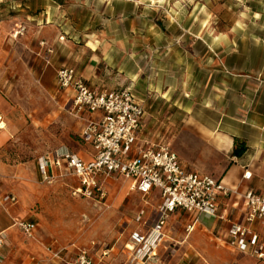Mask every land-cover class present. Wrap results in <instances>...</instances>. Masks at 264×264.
<instances>
[{"label": "rangeland", "instance_id": "374dc122", "mask_svg": "<svg viewBox=\"0 0 264 264\" xmlns=\"http://www.w3.org/2000/svg\"><path fill=\"white\" fill-rule=\"evenodd\" d=\"M63 65L86 73L98 91L131 88L144 101L149 140L189 170L219 178L230 155L212 146L216 131L196 118L217 128L227 111L238 122L257 115L251 100L264 85V0H0V193L15 198L0 206V224L8 213L13 223L38 225L35 239L8 232L0 264L29 257L77 264L81 252L91 264H264L200 224L189 232L194 216L183 211L170 215L151 253L139 254L135 234L150 233L158 198L123 179L108 181L103 200L74 196L80 183L69 174L45 181L41 158L93 154L57 87Z\"/></svg>", "mask_w": 264, "mask_h": 264}, {"label": "built area", "instance_id": "2783aa9c", "mask_svg": "<svg viewBox=\"0 0 264 264\" xmlns=\"http://www.w3.org/2000/svg\"><path fill=\"white\" fill-rule=\"evenodd\" d=\"M57 87L69 97V113L87 114L81 131L82 141L92 147L93 156L85 160L70 151H55L39 161L43 179L52 180L54 170L61 175H72L79 180L74 196L103 200L106 184L123 179L130 190L144 197L153 195L159 206L151 231L142 236L135 234V243L142 244L141 251L151 253L163 240L164 230L170 215L185 212L196 217L187 230L191 232L199 216L207 215L229 222L230 216L220 213L221 201L230 196L223 182L211 175L190 171L184 167L176 153L166 146L148 144L140 139L144 127L146 109L130 88L98 91L71 67H62L57 72ZM91 117V118H90ZM4 119L0 114V129ZM252 173L245 172L243 179L249 181ZM243 199L246 202V223L242 226L231 223L228 246L245 255L264 260V194L248 189ZM15 202L12 195L0 196V206ZM146 210L136 214L135 221L142 223ZM231 222V221H230ZM147 223V222H146ZM145 223V225H146ZM14 226L28 238L35 239L36 223L15 221ZM4 246L0 237V248ZM47 251L51 248L47 247ZM60 253H53L58 258ZM77 264H91L86 252H81Z\"/></svg>", "mask_w": 264, "mask_h": 264}, {"label": "crops", "instance_id": "0c3cea01", "mask_svg": "<svg viewBox=\"0 0 264 264\" xmlns=\"http://www.w3.org/2000/svg\"><path fill=\"white\" fill-rule=\"evenodd\" d=\"M62 67H65V65H63ZM90 67L91 65L88 66L86 71ZM80 75L84 80H86L87 83L89 82L88 85L93 88V85L90 84L89 78L88 79L85 78L86 73ZM254 91L257 93L256 95L253 96L254 99L251 100V104H252L251 106L253 105L256 106L257 109L256 116H251L250 118L246 116V118L238 122L236 121L234 114L227 111L226 120L222 119L220 122H218L217 128H213L209 124H205L207 122H204L203 120H197L196 118V122L198 121L200 123V127L203 130L208 131L209 134L210 133L212 134V131H216V134L211 135L212 146H214L217 150H220L221 152L230 155L228 168L221 177L219 178L215 177V178L220 179L223 182L226 189L231 191L230 196L228 198L222 199L221 208H220V213L222 214L225 212L227 215H229L231 222L220 221L219 219H215L207 215H201L199 216L198 222L195 224V227L196 225L199 224L203 226L206 229V231L209 232L211 237H213V240H216L219 244L223 246L225 245L228 246V241H229L228 231L231 227V223H236L242 226L247 225L246 223L247 206L245 200L243 199L244 193L248 189H253L257 193L264 194V85L258 90L254 89ZM61 93L67 100L69 99V97H72V93L70 92H61ZM136 97L138 98L137 95ZM138 99L144 104L143 100H141L140 98ZM72 116L78 122L79 121L81 122L82 128L84 126V121L89 118L87 114H78ZM146 118L147 117H145L144 127L140 132V139L147 142L148 144H153V142L149 140V136L151 135V133L147 132L148 124ZM218 136L227 137L230 140L229 143L230 145L228 148H220L219 146H217V144L215 143V138ZM202 138L205 137L202 136ZM235 139L238 140L239 147H246V152L240 158L235 157L233 155V151L235 149V143H234ZM92 156H93L92 154L89 155V157H86L87 158L86 160H89L90 158H92ZM184 167L188 169L187 166L184 165ZM55 172L57 171L54 170V174ZM245 172L252 173V178L249 181L243 179V175L245 174ZM4 195H9V194L0 193V196H4ZM3 213H4L3 211H0V215ZM7 216L9 218L7 223L0 224V237L2 238L4 243V246L0 249H4L7 244V239L9 238L8 232H10L14 228L17 229L14 226L15 222L13 223L12 217L8 213ZM195 219L196 217L193 218L192 220L193 223ZM15 221H19V220H15ZM192 222L190 225L193 224ZM42 263L44 264V260L42 259H37L36 257H29L24 264H42ZM53 264H57V263L53 262Z\"/></svg>", "mask_w": 264, "mask_h": 264}, {"label": "bare ground", "instance_id": "6f19581e", "mask_svg": "<svg viewBox=\"0 0 264 264\" xmlns=\"http://www.w3.org/2000/svg\"><path fill=\"white\" fill-rule=\"evenodd\" d=\"M257 18H260L259 14H256ZM5 124L2 125V130L5 129ZM215 143L217 144V146H219L220 148H228L229 147V143L230 140L227 137H222V136H218L215 138ZM131 247V246H130ZM133 249V247H131ZM154 254V253H153Z\"/></svg>", "mask_w": 264, "mask_h": 264}, {"label": "trees", "instance_id": "16d2710c", "mask_svg": "<svg viewBox=\"0 0 264 264\" xmlns=\"http://www.w3.org/2000/svg\"><path fill=\"white\" fill-rule=\"evenodd\" d=\"M234 143H235V149L233 151V155L235 157L240 158L246 152V147H239L237 139L234 140Z\"/></svg>", "mask_w": 264, "mask_h": 264}]
</instances>
